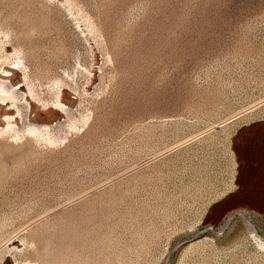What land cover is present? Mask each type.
<instances>
[{
  "label": "rangeland",
  "instance_id": "374dc122",
  "mask_svg": "<svg viewBox=\"0 0 264 264\" xmlns=\"http://www.w3.org/2000/svg\"><path fill=\"white\" fill-rule=\"evenodd\" d=\"M253 124L264 0H0V264H264Z\"/></svg>",
  "mask_w": 264,
  "mask_h": 264
},
{
  "label": "crops",
  "instance_id": "0c3cea01",
  "mask_svg": "<svg viewBox=\"0 0 264 264\" xmlns=\"http://www.w3.org/2000/svg\"><path fill=\"white\" fill-rule=\"evenodd\" d=\"M252 135L264 131V124H253L248 127ZM263 142V141H262ZM246 146L256 151L258 155H264V144L257 137L248 139ZM255 147V150L254 148ZM263 153V154H262ZM262 154V155H261ZM261 159V160H260ZM243 184L237 194L243 203H248V209L253 212H264V157L259 160H248L242 163Z\"/></svg>",
  "mask_w": 264,
  "mask_h": 264
}]
</instances>
